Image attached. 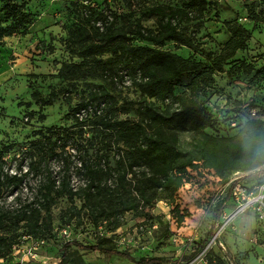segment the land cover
Masks as SVG:
<instances>
[{"label":"trees","instance_id":"16d2710c","mask_svg":"<svg viewBox=\"0 0 264 264\" xmlns=\"http://www.w3.org/2000/svg\"><path fill=\"white\" fill-rule=\"evenodd\" d=\"M28 3L29 0H0V45L7 36L29 32L35 18ZM126 3L131 8L130 15L140 10L154 16V24H145L137 15L121 22L112 7L72 1L75 17L64 24L62 38L71 57L61 61L56 72L62 85L47 95L34 88L27 101V105L35 102L43 106L62 99L70 105L66 116L72 121L38 129V137L20 149L21 161L16 169L10 167L5 155L13 144L0 149V197L4 198L0 200V257L4 259L11 257L14 244L20 243L19 236L41 240L50 232L53 204L66 197L73 217L84 211L93 225L103 226L107 232H102L97 242L66 241L61 247V261L67 260L69 249L76 244L128 258L135 264L168 263L171 259L163 255L135 257L108 243V232L121 226L126 212L131 210L154 217L145 207L159 200L174 202L189 178V169L201 164L230 184L226 193L218 195L210 205L213 221L208 233L194 239L190 250L178 259L189 261L208 247L234 187L244 178L262 175L252 170L256 163L264 161V150L257 160L255 149V141L264 140V118L249 114L244 117L253 109L259 112V105L244 102L240 112L228 110L233 114L224 126L238 131L213 133L208 128L222 122L220 114L217 116L201 98L202 86L214 80L217 73L231 76L234 65L227 64L238 50L247 47L252 29L238 19L224 20L230 35L218 48L211 49L204 45L201 31L219 0ZM246 4L250 18L264 20V6L258 8L255 1ZM167 42L185 45L194 52L183 55L165 48ZM253 70L250 65L246 72ZM80 81L88 86V93L72 104L73 91ZM126 81L139 91L138 97L116 93L115 88ZM131 111L132 117L120 116ZM87 125L93 126L90 136L85 135ZM249 141L253 146L246 150ZM237 172L239 175L233 178ZM30 175L34 185H28ZM74 176L78 178L76 184ZM10 195L13 198L8 201ZM176 208L179 212L178 205ZM184 216L177 214L179 221ZM162 231L169 232V225ZM159 245L165 246L167 241ZM205 257V264H247L228 260L213 247ZM80 261L74 259L72 264Z\"/></svg>","mask_w":264,"mask_h":264},{"label":"rangeland","instance_id":"374dc122","mask_svg":"<svg viewBox=\"0 0 264 264\" xmlns=\"http://www.w3.org/2000/svg\"><path fill=\"white\" fill-rule=\"evenodd\" d=\"M72 1L74 0H29L28 8L35 18L29 32L7 36L4 45H0V149L13 144L10 152L5 154L12 169H16V164L21 161L18 157L20 149L38 137V129L45 130L49 125L70 124L72 121L66 116L70 105L62 99L49 105L42 106L35 102L27 105L34 88L47 95L51 89L62 85L56 72L61 61L71 57L62 38L64 24L71 23L75 17ZM82 1L101 8L116 9L121 22L132 20L136 15L141 16L147 25L155 22L154 16L142 14L140 10H137L136 15H130L131 8L126 0ZM145 1L150 4L156 0ZM253 1L258 4V8L264 6V0H219V6L212 10V18L201 31L204 45L211 49L218 48L230 35L224 20L238 19L253 31L247 47L238 50L235 58L227 64V67L234 65L231 76L217 73L214 80L202 86L201 98L217 116L220 114L218 117L222 120L215 127L208 128L213 133L231 134L238 131V128L224 126V122L233 114V111L228 113V110L240 112L244 102L254 101L260 109L255 114L245 112L244 117L249 114L264 118V20L248 16L246 3ZM164 47L183 55L194 52L190 47L178 46L175 42H167ZM195 54L201 56L200 53ZM250 65L254 70L248 73L246 71ZM88 90V86L80 81L73 91L72 104L86 95ZM115 91L131 98L139 95V91L129 81L119 84ZM120 116L132 117L134 112H122ZM91 127L93 126L87 125L85 135L92 134L89 130ZM24 165L27 166L26 162ZM188 175V180L177 192L174 202L159 200L152 207H145L146 210H151L154 217L138 215L132 210L126 212L122 225L114 232H108L111 237L108 243L128 250L137 258L141 255H163L170 258L171 261L165 264H205V256L210 247L228 260L264 264V174L244 178L234 187L215 230L216 237L212 236L208 247L193 259L178 261L184 252L190 250L194 239L208 233L213 221V206L210 205L218 195L226 193L230 184V181L224 182L213 169L201 164L190 168ZM238 175V172L235 173L233 178ZM27 181L28 185H34L35 179L30 175ZM73 182H78L76 176ZM24 191H27V187ZM12 198L13 195H10L7 200ZM3 199L0 197V200ZM77 202L81 204L79 199ZM52 208L53 228L41 238L44 240L40 249L43 260H28L23 264H72L74 259H82L84 264H135L128 258L88 250L76 244L69 249L67 260L61 261V247L66 241L97 242L99 235L106 230L103 226L93 225L84 211L73 217L66 197L58 198ZM178 213L185 215L183 220H178ZM156 215L161 216V219ZM166 224L170 227L169 232L162 231ZM159 229L161 230L156 232ZM19 239L23 244L39 240L34 236H19ZM162 240L167 241V245H159ZM13 260V257L0 259V264H13Z\"/></svg>","mask_w":264,"mask_h":264},{"label":"built area","instance_id":"2783aa9c","mask_svg":"<svg viewBox=\"0 0 264 264\" xmlns=\"http://www.w3.org/2000/svg\"><path fill=\"white\" fill-rule=\"evenodd\" d=\"M256 109L252 110V113L255 114ZM42 243L44 240H31L30 243H16L13 246V250L11 252V257L14 258L13 264H23L28 260H43L40 256L42 253L40 252ZM1 260H4L3 257H0Z\"/></svg>","mask_w":264,"mask_h":264},{"label":"clouds","instance_id":"9594fccd","mask_svg":"<svg viewBox=\"0 0 264 264\" xmlns=\"http://www.w3.org/2000/svg\"><path fill=\"white\" fill-rule=\"evenodd\" d=\"M252 146H253V142L249 141V143L245 144V149L251 150ZM255 149H256L257 160H259V154L262 150H264V140H256L255 141ZM252 171H253V173L264 174V161L256 163V165Z\"/></svg>","mask_w":264,"mask_h":264},{"label":"water","instance_id":"95a60500","mask_svg":"<svg viewBox=\"0 0 264 264\" xmlns=\"http://www.w3.org/2000/svg\"><path fill=\"white\" fill-rule=\"evenodd\" d=\"M214 237H216V233H215Z\"/></svg>","mask_w":264,"mask_h":264}]
</instances>
